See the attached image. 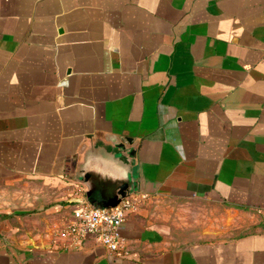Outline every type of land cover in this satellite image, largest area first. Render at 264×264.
Masks as SVG:
<instances>
[{
	"label": "crops",
	"instance_id": "obj_1",
	"mask_svg": "<svg viewBox=\"0 0 264 264\" xmlns=\"http://www.w3.org/2000/svg\"><path fill=\"white\" fill-rule=\"evenodd\" d=\"M124 184L125 250L65 248L78 189ZM26 195L0 264H264V0H0V196ZM168 201L255 228L180 230Z\"/></svg>",
	"mask_w": 264,
	"mask_h": 264
},
{
	"label": "built area",
	"instance_id": "obj_2",
	"mask_svg": "<svg viewBox=\"0 0 264 264\" xmlns=\"http://www.w3.org/2000/svg\"><path fill=\"white\" fill-rule=\"evenodd\" d=\"M76 194L71 220L58 231V235L65 239L64 247H76L92 236L109 252L122 253L126 248L122 232L124 223L146 196H127L117 206L97 207L88 200L82 188ZM260 214L264 217V209Z\"/></svg>",
	"mask_w": 264,
	"mask_h": 264
},
{
	"label": "rangeland",
	"instance_id": "obj_3",
	"mask_svg": "<svg viewBox=\"0 0 264 264\" xmlns=\"http://www.w3.org/2000/svg\"><path fill=\"white\" fill-rule=\"evenodd\" d=\"M2 197L0 196V221L12 223L17 218L18 221L22 222L21 225H24L28 219L27 215L30 212L33 213V205L28 200L30 196L26 195L23 197L24 201H22L19 208L15 206L13 196H5V202L1 199ZM166 205L174 207V215L178 216L180 230H182V227L187 230L195 229L196 225L208 224L211 229L224 228L226 231H234L235 229H246L243 228L245 226L239 227V225H245L246 222H250L248 225L253 226L256 220L248 213L245 215L240 214L220 204H207L206 202L174 203L168 201ZM21 213L25 215L23 218L15 216ZM3 226H0L1 230H3ZM29 227L24 228L27 229ZM253 227L255 228V226Z\"/></svg>",
	"mask_w": 264,
	"mask_h": 264
},
{
	"label": "water",
	"instance_id": "obj_4",
	"mask_svg": "<svg viewBox=\"0 0 264 264\" xmlns=\"http://www.w3.org/2000/svg\"><path fill=\"white\" fill-rule=\"evenodd\" d=\"M127 186H128L127 184L122 185L119 194L110 198L109 203L104 205H108L110 207L117 206L125 197H127V194L124 192V190L127 189Z\"/></svg>",
	"mask_w": 264,
	"mask_h": 264
}]
</instances>
